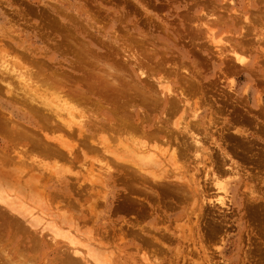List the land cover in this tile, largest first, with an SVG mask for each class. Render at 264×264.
Wrapping results in <instances>:
<instances>
[{
    "label": "rangeland",
    "instance_id": "1",
    "mask_svg": "<svg viewBox=\"0 0 264 264\" xmlns=\"http://www.w3.org/2000/svg\"><path fill=\"white\" fill-rule=\"evenodd\" d=\"M73 21L74 22L76 21L78 25L73 23ZM51 22H52V26H50ZM57 26L58 27L60 26V27L58 28ZM67 27H68V31H69V28L71 32L75 31L73 33L77 36L76 38L79 39L78 41H80V38L82 37L81 39H83V41L81 42L86 43V44L89 43V45H91L93 49L96 50L99 54L107 55V54H110L111 52L119 51L121 52L120 54L123 55L122 50L126 49V47H129L131 44L133 47L135 46V49L139 50V52L141 50L148 52V54L151 56V57L148 56L149 59L151 60V58L153 57V60H151V62L153 61L154 65H155L154 63L155 61L156 63L158 61H161L160 63L161 64L163 63V68L165 69L167 75H171L169 73L170 72L172 73L174 69H177V72H178V68H179L178 66L182 64L184 68L186 66L190 70L191 75L193 74L195 76L197 75L196 78H197V81H199V84L201 85L200 87H202V89L204 90L206 89L205 91L200 89L201 94H199V96L195 98V99L197 98L199 99V102L201 105V106L199 105L200 107L205 106L204 108H201L203 111L202 112L203 117L205 119V121L203 120L204 127L208 129V131L212 130L213 127L215 128V129L213 128L212 132L210 131L209 133L207 131V133L212 134V136L210 135V138H214V139L216 138L218 142L219 140L222 141V142H219V144L221 143L223 144V141H225V139L228 140V141L226 140L223 145L221 144V148H218V149L215 145H212V142H209L211 141L209 140V138L208 140L206 139V142H205L207 148L209 147L212 149V150L211 149L209 150L210 152L213 151V149H215L214 151L216 153L213 151L211 152V154L214 155L212 156H213L214 161L216 160V164L219 162V160H223L222 163L221 161L218 163L216 168H218V166L220 165L222 173L224 172L223 171L224 169L226 171L227 169H229L228 170L229 175L226 173V171H225L226 174L223 173L226 175L225 176L226 188L228 189L227 190L228 195L226 196V200H225V202L227 203L225 205H221V203L217 201L219 198L225 197V195L223 191H220L215 186V183H213V179L211 183L208 182L210 181L209 179L208 181L205 182V180H207L205 179L207 178L205 176V174L207 173V170L212 169L209 161H206L207 163L205 164V166H207V170H206L203 167V165L201 166V164H198L193 158H191L192 162L189 161L190 165L189 163L187 165L185 164L188 170L187 178L190 180V176L191 175L194 176L196 174L194 176L195 178L193 177L195 180L194 181L195 185L196 183L197 184L199 183L198 186L201 187V190H202L201 191L200 188H199L200 192L196 190L197 192L196 199L195 198L193 199L191 196L192 200L188 199V202H187L188 204H186V200L183 202L184 204L183 203L178 204L175 201L172 202L171 200L169 201L167 199L165 201L157 200V204H156V202H154V198L157 197L155 193L157 192L156 194H159L158 193L159 191H156L155 188L154 189L150 188L152 186H146L142 190L145 189L146 191L148 190L151 191V193L148 192L147 194V192L146 193L143 192L140 189V187H138L137 190H140L141 192H143L141 193L142 199H143L141 201V204H138L135 202L139 194L138 196H136V198L135 196L134 198H132L133 196L132 197L129 196V197L131 199H136V200H131V201L136 203L135 205L137 204L140 205V207H137V208L145 207L146 211L145 209L144 210L142 209V214L144 212L145 215H142V216H146V217H142L141 215H139V213L136 212L138 210L136 207H135V211L133 212V215L130 213L131 210L128 212V214H126L127 210L126 212L123 211V213L125 212L124 213L125 215L122 212H119V214H116L114 212L117 210L114 211V208L117 207V205L121 203V201H119L120 200L119 196L122 195L121 192L123 193L122 187L121 186L114 187L113 186L114 183H112L113 181L111 179L110 174L108 175L105 172L101 174L103 172L102 170H98L97 172L100 174V179L103 181V183H100L98 185L96 183V180H92L94 181L92 182L91 179L97 178L99 174H96L97 172L93 170V172L91 173L93 175V173L95 172L94 174L95 178H92L90 171L92 170V167L94 165H95V168L93 167V169L97 170L98 168H100L101 164L99 163V160H101L102 158L98 156L100 155L99 152L89 153L87 150H83L82 151L83 156L79 154L80 157L82 158L81 159L79 157L80 162H78V160H75V162L73 163H68L59 158H46L44 156L36 155L38 157V160L42 159V161H45V163L50 164L49 166L51 167L50 171L48 169L44 170V167H42L43 169L38 168L39 166H35L34 163H33L34 165L31 163L32 165L30 164L31 166L29 165L28 167L30 168L36 167L38 170L36 168L34 169L31 168V171H30L28 170L27 165L26 166L23 165L24 166L23 168V166L21 165L23 164L22 162L20 163L21 166L19 164L15 166L14 168H16L17 172L10 171L12 175L9 176V180L12 182V179L15 176L12 182L13 184H15V182L19 179V174H21L20 176L21 179L18 180L19 183L21 182V184H19L17 181L15 184L16 185L15 189L19 192L23 190L25 191V193L27 192L26 195L24 194L22 195L24 199H29V201L31 197L33 196L31 203L25 202L27 204L25 208H27L28 205L30 204L35 206L34 208L36 209L37 208L41 209V206H42V210H44L49 215L50 214L52 215V213L53 214L57 213L58 211L60 212H63L64 210L67 212L71 211L74 214V217L79 220L77 221L81 225V226L79 225L80 228H82L83 226L85 227V225L89 223L88 225L90 226L87 225V228L89 229L92 228L94 236L97 235L96 237L98 239L100 238L98 241L99 243L100 241L102 243V244L100 243V247L102 245L103 247H106L107 244L109 243L108 246L113 248L115 251V247H119L121 245L120 247H125L126 250L131 253L133 251L137 252L136 249L139 248L141 252H139V255H136L135 260L132 259L133 263L135 264H140V263L142 264V258H141L142 254L145 252V254L147 253V255L149 256L153 254L151 251L154 249L151 246L150 247L152 249L149 248L150 250H148V248L143 247L144 244L141 241H138L140 239L138 238H137L138 240L136 239L137 237L135 235L136 233L134 234L135 235L134 236L133 232L137 230L138 232H140L139 234H141V232H147L151 235H155V234H152V232L156 231L155 233H157V232L162 231L165 233L167 227L168 228L170 227V230L173 231V233L175 232V237L173 236L172 238L173 240L171 239L169 241V239H163L159 237V235L161 234L160 233L157 236V238L158 237L161 238L162 241L161 239H159V241H157L156 244H154L155 242L153 241L154 242L153 244L155 246L157 245L156 246L157 253L156 255H154L158 259L156 261L157 264L159 263L160 264L161 263L162 264H172V263L174 264H240L241 262L242 264H257V263L264 264L263 263L264 262L263 260L264 258L263 257L264 256V229H263L264 228L263 227L264 217H262L264 216V205H263L264 204V168H263L264 167V164H263L264 163L263 161L264 152L263 153L261 152L264 150V0H0V66L5 64V66L8 65V69L11 67H14V68H17L16 70L20 69V66H21L25 68L28 72H32L34 70L32 73L39 71V68L41 69L40 72L43 73L45 72L44 70H47L45 68H48V73L47 72H46L47 74L43 73L45 76L46 75L48 76V74L51 71L56 70V69L62 71L61 69L64 68L66 69V70L63 69V72L65 73V71L68 70L69 64L73 60L70 54V50L69 52H67L68 50L66 51L68 47L67 46H66L67 48L64 47V50H63V46L68 44L67 41L70 40L69 38L74 37L72 36L73 34H71V36L68 39L66 38L67 40L64 38L70 35L68 31H67L68 34L64 32ZM53 29L54 30L56 29L55 30L56 32ZM206 29L208 30V32L210 31L209 33L207 32L208 34L205 32ZM88 34H91V35H88ZM211 34L213 35L215 41L211 38L212 36ZM128 39L132 40V42H133V39L136 41L138 40L137 43H140V44L130 43L131 41L129 42L130 43L129 44ZM62 40H64V42H62ZM219 40H223L224 42L220 44L217 42ZM124 42L126 43L125 44L126 46L124 45ZM57 44H60L61 47H59L60 45L54 46ZM110 47L112 49H110ZM123 47L124 49H122ZM70 48L71 47L69 45V49ZM219 48L222 50H220ZM232 48L237 53V56H240L241 58H243V61H245L244 63H241V61L238 62L235 60L236 55L232 53L234 52ZM106 50H109L108 53ZM64 51H66L65 54H64ZM220 51H223V52H220ZM67 53L70 55H68ZM222 53L224 54L223 58H221L222 56H220V54L222 55ZM51 57L54 59L52 63L50 61L52 59ZM32 58L33 60H31ZM69 59L71 60L69 61ZM38 61L40 63H38ZM55 62L58 64H56ZM42 63H44V65L46 66L45 67L43 65L44 66L43 70L41 68ZM61 63L66 64L67 66ZM39 64L41 65V67H39L40 66ZM51 64L56 69L54 67L52 69ZM133 64L131 63V67L135 66ZM182 66H180L181 70L183 69ZM66 73H68V71ZM5 74L3 75V77L0 76V78L2 77L1 78L2 82L0 81V86H1L0 88L2 89V91L0 89L1 91L0 92V113L1 114L6 113L5 115L7 116L9 114V116L11 115L13 118L20 121L21 124L27 125L24 122V119L27 121L26 117H31L32 114L31 112L28 111L27 106H25V104H23L22 102L25 101L26 103V101L28 100V98H30V96L29 94L26 93L28 98L27 97L20 98V96L22 97V93L20 91L22 85H21V81L18 79V76L16 75V73H13L12 71H10V73L7 72ZM0 75H1V72H0ZM167 75L165 74L163 76L168 77L167 79H172L174 81H178L179 79L178 77L180 76H185V74L181 72L180 70L178 72L177 77H175L174 75L169 77ZM186 77H188V75H186ZM199 79L202 82H200ZM32 80H31L32 82L31 85H28V86L31 87L32 90H35V84L38 82V79L34 77L32 78ZM202 91H204L205 93ZM206 92L208 96L206 95ZM205 95L207 96V98L205 97ZM202 103L205 105L203 106ZM209 105H210V108H209ZM234 107L237 109L238 113H236V109H233ZM246 107L249 108V111H248V108ZM217 108L219 109L218 111H221V112H218ZM242 109H243V112H242ZM34 118H32V123L34 124L33 126L38 125L37 126L38 128L35 129V127L33 128L31 125H27V128L30 127V129H34L36 131L40 129L39 130L40 133L38 132V134L43 135V132L41 130H43L44 127H42L40 124L41 122H38L37 120L34 123L33 121ZM210 118L214 120L215 122L214 124L211 123L213 121H210L209 120ZM255 119L257 121H254ZM234 121L237 123V125ZM248 121L251 123H249ZM223 126L226 128V130ZM239 127H242V129ZM238 129H241V130H238ZM230 131L233 134H231ZM200 132H202L201 135L205 136L204 129L202 131L200 130ZM217 132L220 135L223 134L224 137L226 138L224 139L223 135L221 137L218 136ZM49 135L51 136V134ZM227 135L229 139L227 138ZM218 137H220L221 139ZM238 137H240L241 139H239ZM237 138L239 139L238 141H237ZM230 139H231V143H229ZM250 139H251V142H250ZM252 140H254V143ZM203 141H205V138ZM239 141L241 144L239 143ZM251 143L254 146L253 148L250 146L252 145ZM0 144H3V142H0ZM74 144L76 145V142ZM78 146H80L79 143H78ZM22 147L23 146H21V148ZM24 147L26 148L25 145ZM21 148L18 149L19 152H21L20 151ZM25 148H22V151L25 150ZM79 148H81V146L78 147V151L80 150L79 152H81L82 148L81 149ZM230 148L233 150H231ZM238 149H241V150L238 151ZM27 150L28 148H26V151ZM29 150H30V147H29ZM243 150L245 152L247 151L246 156ZM78 151H77V155H78ZM209 151H206L207 154ZM241 152H242V155H241ZM27 153L28 152L24 154L26 155ZM235 153H238V155ZM86 154H87L88 159L85 158ZM221 154L223 156L227 155L226 157L224 156L226 159ZM45 158L47 160H45ZM92 163H93V166L91 167ZM222 164L223 165L227 164L228 166L225 165L224 166L225 168H223ZM188 166L190 167L188 168ZM25 167L27 170L25 169ZM232 168L234 169L236 173L235 172L233 173ZM181 171L185 173V169ZM215 171L218 172L217 169ZM210 173L211 172H209V174ZM222 173L221 174L217 173V174L222 175ZM87 174L89 176H87ZM211 176H212V173L210 174V176H208V178L210 177L211 179ZM202 178L205 180H203ZM15 179L16 181H14ZM191 180H192V177H191ZM223 180H224V177H223ZM98 181L102 182L100 180ZM202 181L204 184L202 183ZM92 184L95 187H92ZM119 187L120 189H118ZM202 187L205 191L202 189ZM147 188L149 189L147 190ZM194 188L196 189L197 186H194L193 189ZM205 188H207L208 190ZM152 191H154L153 195H152ZM44 194H47V197ZM55 194L57 195L58 198L56 197ZM143 194H146L147 195L146 197H148L149 199L147 198L148 200H145L146 198H145V195L143 196ZM43 195L45 197L44 198L45 201L43 199ZM247 195H249L250 197ZM204 196H205V199L203 198L202 200V197ZM91 197L92 199H94L93 202L91 201L92 200ZM140 197L141 196H139L138 199ZM247 198L249 200H247ZM95 199L97 200L99 199V201ZM140 200L141 199H139L138 201ZM194 200L197 202H195ZM69 201H71L72 203ZM159 201L161 202V204ZM248 201L253 205L251 204L248 205L249 204ZM142 202L145 203V206L142 205ZM194 202L196 203V205L194 204ZM75 204L77 208L79 207V209L75 207ZM64 205H66V207H64ZM68 205L73 206L74 208L72 207L73 209L71 210L69 209L70 206ZM175 205H177L179 209ZM255 205H258V209L260 207L261 208L259 210L255 208L257 211L254 208H251V206L253 207ZM260 205H263V206H260ZM156 206L158 207V209ZM89 208L92 210H90ZM168 208H170L169 210L171 211H169ZM174 208H176L177 210H174ZM249 209L252 210L251 212H254V211L255 212L251 213L249 212L250 211ZM75 210H77V215L80 213L78 215L79 217L75 214ZM93 210L95 212H93L92 214L91 212ZM159 210L160 211L162 210L161 211L162 214L160 213ZM185 211L187 212L186 214L191 213L190 217H188L189 215H185ZM248 212L252 216L249 215ZM260 212H263V214L261 213L262 216L259 214ZM146 213L148 214V216L146 215ZM129 214H131V216ZM254 214H258V215L254 216ZM49 215H45V216H47L50 220L57 219L56 217H53V216L49 217ZM88 216H92V217H88ZM132 216L135 218L133 219ZM167 216H170V221L174 223L170 221H166ZM183 216H185V218ZM130 217L131 219H129ZM157 217H159L158 221L161 220V222L156 223ZM249 217L252 219H250ZM90 218L93 220L91 221ZM138 218H140L141 220ZM188 218H190L189 219L190 221L187 220ZM135 219L137 223L135 222ZM126 220L130 222V223L129 222L126 223L127 227L124 225L125 222L122 223V221H126ZM258 221H260L262 224L260 222L259 223L261 225L258 224ZM162 222H164L166 225ZM131 223H134L132 224L133 226L136 225L134 226L135 230H133L132 225H130L131 227L128 225ZM139 223L141 224L140 227H139ZM159 224H161V226ZM254 224L256 226H254ZM123 225L126 228H128V229L125 228L126 231L124 232H123L124 230ZM180 225L181 227L185 228L183 229L184 231L186 230L185 232L183 231V235L185 233H186L185 235H187V236L184 235L185 239L180 234L181 233ZM210 225L213 227H215L216 225L217 227L213 229ZM258 225L262 226L260 229L262 232L259 231L260 226ZM141 226L145 227L146 230H148L151 227V229L149 230L150 231L153 230V231L152 232L145 231L144 228H142ZM178 226L180 230L177 229ZM218 226L220 227L218 228ZM107 227H109V229ZM110 227L112 231L110 230ZM85 228H82V230L84 229L85 231L87 229ZM129 228H132V231H129ZM138 228L141 231H139ZM210 229L213 231H211ZM214 230L216 232H214ZM84 231L82 232V234L86 233ZM38 232H40V230H33V234L35 236L32 234L34 238H31L30 236V240L31 241H35L36 239L42 240V241L44 240L43 242L46 243L47 248H48V250L46 249V251L49 254L42 255L41 252H37L35 254L33 252H32L33 254L29 253V254H32L31 257H33V259L37 258L36 260H34L35 264L61 263L62 260H60V258L64 259V254H63L64 252L59 253L58 251L64 250L65 253H68L69 255V251L71 249H70V245L68 244V241L62 238L58 239V241L59 242L61 241L60 243L63 244L64 249L63 248L61 249L62 244L58 245L57 243H55L57 239L54 241H51L52 235L48 233V231H45L44 233H42L43 235L42 234L40 235ZM102 233H104L105 236ZM122 233L123 234L125 233L126 236L125 234L123 235ZM258 233L259 234L261 233V234L259 235ZM45 234L48 236H46ZM142 234L144 235V237L146 236L144 233ZM44 235L46 237H44ZM130 236H132L133 238ZM1 237H3V240ZM4 237L5 235L3 236L0 235L1 243L4 242V240L8 241V239H5ZM106 237L108 239L112 238L113 240H108ZM22 238H17L18 239L17 241L25 242L26 239L23 238L25 239L23 241ZM145 238L147 239V236ZM167 240L168 242L166 243ZM104 241L106 242V244ZM171 241H173L174 244ZM26 242H29V240ZM93 243L94 242H92V244ZM99 243L97 244L99 245ZM169 243L170 244L172 243L173 245L172 244L169 245ZM114 244L115 246L113 247ZM24 247L25 245L21 246L22 250L23 249L25 250V248L28 246H26L25 248ZM54 249L56 250V252ZM128 249H130L131 251ZM163 249L164 251L167 250L166 251L167 254L163 253L164 252ZM258 249H260V251H258ZM160 250H162L161 255L159 254ZM136 252L133 254H136ZM70 253L72 254V250L70 251ZM178 253L181 256L179 257V261H176L175 254H178ZM34 255L36 257H34ZM55 255H57L58 257L60 256V257L58 258ZM248 256L249 257L251 256V257L249 258ZM151 257L154 263L155 259L153 258L152 255L149 256V258ZM185 258L187 261L185 260ZM258 258L259 259L261 258V259L257 260ZM77 259L80 260V258L78 257ZM182 259H183V262H182ZM123 264H125V262Z\"/></svg>",
    "mask_w": 264,
    "mask_h": 264
},
{
    "label": "bare ground",
    "instance_id": "2",
    "mask_svg": "<svg viewBox=\"0 0 264 264\" xmlns=\"http://www.w3.org/2000/svg\"><path fill=\"white\" fill-rule=\"evenodd\" d=\"M73 23L77 24L76 21L75 22L73 21ZM50 26H52V22H51ZM206 30H205V32L207 33L208 30L207 31ZM67 31H68V27L66 28V30L64 32L66 34H68ZM59 32H60V30H59ZM68 32L70 35L67 37H64L65 39L66 38L68 39L71 36V34H73L72 36H74V37L69 38L70 40L67 41L68 42L67 45L63 46V50H64V47L65 48L68 47L66 49V51L68 50L67 52H69V50H70V54H71L72 59H73L68 66V70H67L68 73H66L67 71H65V73L63 72L64 68L61 69L59 67L62 70V71H60V70L56 69L52 64H51L52 69L54 67L56 70L51 71L48 74V76L47 75L45 76L43 74V73H45V74L48 73V68H45L47 70H44L45 72H43V73L40 72L41 71L40 68H39V71L32 73L34 70L33 71L30 70L32 72H28L25 68H23L21 66H20V69H18V70H16L17 68H14V67H11L8 69V65L5 66V64L0 66V72H1L0 76L3 77V75L5 73H7V72L10 73V71H12L13 73H16V75L18 76V79L21 81V85H22L21 90H20L22 93V97L20 96V98H26L27 97L26 93L29 94V96H30V98L27 97L28 100L26 101V103H25V101H23V102L21 101L23 104H25V106H27L28 111L31 112V114H32L31 117H26L27 121L24 119V122L27 125H31L33 128L35 127V129H37L38 125L33 126L34 124L32 123V118L35 117L33 119L34 123L37 120L38 122H41L40 123L41 126L44 127V129L41 130L43 132V135H41V134H38L40 129L36 131L34 129H30V127L27 128V125L21 124L20 121L16 120L11 115L9 116L8 113H7L8 116L5 115L6 113L5 114L0 113V142H3V144H0V235L1 236L5 235L4 238L8 239V241L4 240V242H2V243L0 240V264H35L34 260H36L37 258L33 259V257H31V255L33 253L35 254L37 252H41L42 255L49 254L46 251V249L48 250V248H47L46 243L43 242L44 240L43 241L37 240V239L35 241L30 240V236H31V238H34L32 236L33 230H40V232H38L40 235L42 233H44L45 231H48V233H50L52 235V240L51 239L50 240L54 241L57 239V241H55V243H57L58 245L62 244V243H60L61 241L60 242L58 241V239L62 238V239H66L68 241V244L70 245V249L72 250V254L70 253V251H71L70 249H69L70 250L69 255H68V253H65L64 250L63 251L59 250L58 251L59 253L64 252L63 253L64 259L60 258V260H62V262L57 263V264H123L124 262H125V264L126 263L127 264H135V263H133L132 259L135 260L136 255H139V252H141L138 248V249H136L137 252L135 251L136 254H133V253H135L134 251L132 253L128 252L125 247H120L121 245L119 247H115V251H114L113 248L108 246L109 243L107 244L108 247L106 245H105L106 247H103V245L100 247L101 241H100V243L98 242L100 238L98 239L96 237L97 236L96 234H95L96 236H94L92 228H90V229L87 228V225L89 223L87 225H85L86 223L84 224L88 230L84 226L82 228H85L86 230L85 231H84V229L82 230V228L79 227V225H80V223H78L79 220L74 217V214L71 211H69L70 213L65 211V210L63 212L58 211L57 213H54L55 215L53 213H52V215L51 214L49 215L44 210H42V206H41V209L37 208L38 210L36 208H34L35 206H33L31 204L28 205L27 208H25L27 206V204L25 202L31 203L33 196L31 197L30 201H29V199H24L22 194L26 195L27 192L25 193L24 190L19 192L15 189V186H16L15 184L19 179H21V177H20L21 174H19V179L17 181H16V179L14 180L16 182H15V184H13L12 182H13V179L15 178V176L11 182L9 180V176L12 175L10 173V171L17 172L16 168H14V167L17 166L18 164L20 165L21 162L23 163V164H21L22 166L27 165V167H28L31 163L32 164L34 163L35 166H39L38 168L43 169L42 167H44V170L48 169L50 171V168H51V167H49L50 164L45 163V161H42V159L38 160L37 156H44L46 158H59V159H62L68 163H73V162H75V160H78V162H80L79 157H80V155L83 156V154H82L83 150H87L89 153L99 152L100 155H98V156H100L102 158L101 160H99V163L101 164L100 168H98V166H99L98 165L97 170L93 169V167L95 168V165L93 166V163H92L91 167L92 166L93 167H92V170L90 168V170H91L90 173L93 172V170L95 172H97L98 170H102L103 172L102 173L100 172L101 174H103L104 172L108 175L110 174L111 179L113 181L112 183H114V185H113L114 187L115 186H117V187L121 186L122 187V191L124 194L121 192L122 195H120L121 197L119 196V199H120L119 201H121V203L119 205H117V207L114 208V211L115 210H117V211H115V212L113 211L116 214H119V212L123 213V211L126 212V210H127L126 214H128V212L131 210L130 213L133 215V212L135 211V207L136 208L140 207V205H138V204H141V201L143 200L141 193H143V192H145V193L147 192V194H148V192L151 193V191L148 190L149 188H147L148 191H146L145 189L142 190L146 186H152L150 188H153V189L155 188L156 191H159L158 192L159 194H156L157 192L155 193V195L157 197L154 198V202H156V204H157V200L165 201L166 199L169 201L171 200L172 202L175 201L178 204H181L186 200V204H188L187 203L188 199L189 200H192V198L196 199V196H197L196 190L198 192H200L199 188L201 190V187L198 186L199 183L198 184L196 183V185H195V182H194L195 177L194 176L196 174L194 176H192L190 173V175H191L190 180L187 178L188 170L186 168L187 167L186 165L189 163V161H191V158H193L198 164H201V166L203 165V167L206 170H207V166H205V164H207L206 161H209L212 169L207 170V173L205 174V176L207 177L205 179H207V180H205L203 178L202 179L205 180V182L208 181V179H209L210 181H208V182H210V183L212 182V179H213V183H215V186L220 191H223V193L225 195V197H221L217 201H219L221 203V205H225L227 203V202H225V200H226V196L228 195V191H227L228 189L226 188V180H225L226 175L225 174L226 173L228 174L229 169L226 168L227 171L224 169L223 173H225V171H226V173L223 174L221 172V166L220 165H219L220 167L218 166V168H216L218 163L220 161L222 163L223 160H219V162L216 164V160L214 161V159H213L214 155L211 154V152H213L215 149H213V151L210 152L209 150L211 148H209V147L207 148V146L205 144L206 139L208 140V138H209V140H211L209 142H212V145H215L218 149V148H221L222 143L219 144V142H222V141L219 140V142H218L216 140V138L215 139L210 138V135L212 136V134H208L207 133L208 129H206L204 127L203 120L205 121V119L203 117V113H202L203 111L201 108H204L205 104L202 103V105L204 107H200L201 105H200L199 99L198 98L195 99L196 97L199 96V94H201L200 89H202V87H200L201 85L199 84V81H197V78H196L197 75L196 76L194 74L191 75L190 70L186 66L184 68L182 66L183 65L182 64L180 66H182L183 69L181 70L180 66H178L179 67L178 72L180 70L181 72H183L185 74V76L178 77L179 78L178 81H174L172 79H167L168 77L163 76L165 74L167 75V73H166L165 69L163 68V63L162 64L160 63L161 61H158L157 63L155 61L154 62L155 65H154L153 61L151 62V60H153V57L150 60L148 57V56H150L148 54V52L142 51V50L139 52V50L135 49V46L133 47L130 44V43H137L138 40L136 41L133 39V42H132V40L128 39V43L131 41L129 43L130 46L128 45L129 47H126V49H124V47L122 48V49H124V50H122L123 55H121L120 54L121 52H119V51H115V52H111V53L109 52L110 54L102 55V54H99L96 50H94L93 47L91 45H89L88 42H87L88 44L81 42V41H83V39H81L82 37L80 38V41H78L79 39L76 38L77 36L73 33L75 31L71 32L70 28H69ZM88 35H91V34H88ZM211 38L215 41L213 35L211 36ZM64 40H62V42H64ZM99 40H101V39H99ZM217 42L221 44L224 41L219 40ZM64 44H66V43H64ZM125 44L126 43L124 42V45ZM137 44H140V43H137ZM143 44H145V43H143ZM244 44H246V43H244ZM58 45H60V44H57L54 46H58ZM69 45L71 47L70 49H69ZM107 45H108V43H107ZM134 45H136V44H134ZM54 46H52V47H54ZM238 46H239V44H238ZM59 47H61V45ZM111 47H110V49L113 48V47L112 48ZM54 48H56V47H54ZM127 48H129V49H127ZM220 50H222V49H220ZM66 51H64V54L66 53ZM106 51L108 53L109 50H106ZM233 51H234V49H233ZM220 52H223V51H220ZM232 53L236 55V57H235L236 61L239 62V61L243 60V58H241L240 56H237V53L235 51ZM70 54H68V55H70ZM220 56H222L221 58H223L224 54L222 53V55L220 54ZM31 60H33V58ZM35 60H37V59H35ZM70 60L71 59H69V61ZM50 61L52 63L54 61V59L52 58ZM38 63H40V62L38 61ZM55 63H53V64H55ZM131 63L132 64L134 63L133 65H135V66L131 67ZM56 64H58V63H56ZM61 64H63V63H61ZM41 65H42V67H41ZM41 65L39 67H41L43 70V67L45 65H44V63H42ZM59 65H60V63H59ZM63 65H66V64H63ZM170 68H172V67H170ZM64 70H66V69H64ZM174 70H173L174 74H173V72L172 73L170 72L169 74H171V75H167V76L170 77V76L174 75L175 77H177V75H178L177 69H174ZM186 75H188V77H186ZM34 77L38 79V82L35 84V90H32L31 87H29L28 85H31V83H32L31 80ZM1 78H0V81H1ZM200 82H202V81L200 80ZM202 90H204V89H202ZM1 91H2V89H1ZM204 91H202V92H204ZM206 95L208 96L207 92H206ZM206 95H205V97L207 98ZM209 108H210V105H209ZM246 108H248V107H246ZM222 109H224V108H222ZM233 109H236V108L234 107ZM218 110L219 109L217 108V111ZM248 111H249V108H248ZM218 112H221V111H218ZM242 112H243V109H242ZM225 113H226V111H225ZM236 113H238L237 109H236ZM215 115H216V113H215ZM237 118H238V116H237ZM209 120L213 121V122H211L212 124L215 123L213 119L210 118ZM254 121H257V120L255 119ZM249 123H251V122H249ZM236 125H237V123H236ZM207 126H208V124H207ZM242 127H239V128L242 129ZM247 127H249V126H247ZM202 128L204 129L205 136L201 135L202 132H200V130L202 131L203 130ZM213 128H212V130H213ZM241 129H238V130H241ZM30 130H32L33 132ZM46 130H47V132H46ZM212 130H209L208 132L210 133V131L212 132ZM225 130H226V128H225ZM253 130H255V129H253ZM217 133H216V135H217ZM49 134H51V136ZM231 134H233V133L231 132ZM222 135H220L218 133V136L221 137ZM220 137H218V138H220ZM223 137H224V135H223ZM204 138H205V141H203ZM225 138L226 137H224V139ZM227 138H228V135H227ZM232 138H234V137H232ZM238 138L241 139L240 137H238ZM238 138H237V141L239 140ZM189 140H191V141H189ZM226 140L227 139H225V141ZM225 141H223V144ZM229 141H230L229 143H231V139ZM244 141H246V140H244ZM252 141L254 143V140H252ZM75 142H76L77 146L74 144ZM250 142H251V139H250ZM78 143L82 148V149L79 148V149H81V152H79L80 150L78 151V147H80V146H78ZM239 143H240V141H239ZM232 144H233V142H232ZM24 145L26 146V148H28L27 151H26V148L24 147ZM21 146H23L22 148H25V150L22 151ZM250 146L252 148L254 147L253 144ZM258 146H259V144H258ZM29 147H30V150H29ZM19 148H21V150H20L21 152H19V150H18ZM76 149L78 151V155H77ZM241 149H238V151ZM231 150H233V149H231ZM25 151L28 152L26 155L24 154V153H26ZM206 151H209L208 154ZM22 152H24V153H22ZM88 152H86V153H88ZM246 152H245V156H246ZM261 152L263 153L264 150ZM29 153H31V154H29ZM84 154H85V152H84ZM218 154H220V153H218ZM235 154L238 155V153H235ZM253 154H254V152H253ZM257 154H256V156H257ZM241 155H242V152H241ZM247 155H248V153H247ZM224 156L226 157L227 155H224ZM46 158H45V160H47ZM85 158L88 159L87 154L85 155ZM263 159H264V156H263ZM252 160H253V158H252ZM203 162H204V164H203ZM42 163H43V165H42ZM189 165H190V163H189ZM225 165L228 166L227 164H225ZM225 165H223V168H225L224 167ZM189 167L190 166H188V168ZM23 168H24V166H23ZM31 168L28 167V170L31 171ZM34 168H36V167H34ZM34 168H32V169H34ZM25 169H26V167H25ZM183 169H185V173L181 171ZM216 169L218 170V172L215 171ZM84 170H85V168H84ZM255 170H257V169H255ZM208 171L212 173L211 179H210V177L208 178V176H210V174H211V173L209 174ZM95 172L93 173V175L91 173L92 178H95V176H94ZM189 172H190V170H189ZM234 172L235 171L233 169V173ZM217 173H220V174L222 173V175H219ZM229 173H230V171H229ZM28 174H29V172H28ZM88 174H89V172H88ZM88 174H87V176H89ZM96 174H99V173L97 172ZM232 174H230V175H232ZM244 174H245V172H244ZM255 175H256V173H255ZM188 176H189V174H188ZM197 176H199V175H197ZM191 177H192V180H191ZM223 177H224V180H223ZM97 178H99V179H97ZM97 178H95V179L90 178V179H91V181L96 180V183L98 185L100 183H103V181L100 179V174L98 175ZM98 180H100L102 182H99ZM257 180H259V179H257ZM8 181H10L11 183ZM198 181H200V180H198ZM92 182H94V181H92ZM18 183H19V181H18ZM89 183H91V182H89ZM202 183H203V181H202ZM19 184H21V182ZM205 184H207V183H205ZM101 186H102V184H101ZM194 186H197V188L193 189ZM241 186H243V185H241ZM92 187H95V186L92 184ZM138 187H140V189L143 192H141L140 190H137ZM207 187H209V186H207ZM38 188H39V186H38ZM118 189H120V187ZM202 189H203V187H202ZM205 189H207V188H205ZM204 191H203V193H204ZM38 192H40V191H38ZM153 192L154 191H152V195L154 194ZM203 193H202V195H203ZM138 194H139V196H141L139 198V199H141L140 201H138L139 200ZM44 195H46V197H47V194H44ZM44 195H43V199L45 198ZM144 195L146 198L145 200H148L149 198L146 197L147 195L143 194V196ZM152 195H151V197H152ZM129 196H131V197L133 196L132 198H134V196H135V198H136V196H138V197L136 198L137 199L136 200V199H131ZM191 196H192V198H191ZM200 196H201V194H200ZM247 196H249V195H247ZM56 197H57V195H56ZM92 197H91V199H92ZM198 197H199V195H198ZM57 198H55V199H57ZM203 198L205 199V196L202 197V200H203ZM155 199H156V201H155ZM93 200L94 199H92L91 201L93 202ZM95 200H97V199H95ZM116 200H117V198H116ZM131 200H136L135 202L138 203L137 204L138 206L135 205L136 203H134ZM247 200H249V199L247 198ZM44 201H45V199H44ZM97 201H99V199ZM69 202H71V201H69ZM191 202H193V201H191ZM195 202H197V201H195ZM195 202H194V204L196 205ZM208 203H209V201H208ZM67 204H69V203H67ZM160 204H161V202H160ZM205 204H207V203H205ZM245 204H247V203H245ZM245 204H244V206H245ZM250 204L251 203L249 202L248 205H250ZM66 205H64V207H66ZM142 205L145 206V203L142 202ZM251 205H253V204H251ZM258 205H255L257 207L251 206V208L258 209ZM263 205H260V206H263ZM68 206H70V205H68ZM175 206L177 207V205H175ZM72 207L73 206H70L69 209L72 210L74 208V207L73 208ZM75 207L77 208L76 204H75ZM91 208H92V206H91ZM152 208H153V206H152ZM165 208H166V206H165ZM170 208H168V210ZM248 208H247V210H248ZM77 209H79V207ZM137 209L138 210L136 212L139 213V215H141V216L145 215L144 212L142 214V209L144 210L145 207L144 208H137ZM157 209H158V207H157ZM186 209H187V207H186ZM262 209H263V207H262ZM90 210H92V209H90ZM174 210H177V209L174 208ZM145 211H146V209H145ZM161 211H160V213H161ZM169 211H171V210H169ZM251 211L252 210H250L249 212H251ZM93 212H95V211L93 210L91 213L93 214ZM113 212H112V214H113ZM148 212H149V210H148ZM249 212H248V214L251 215ZM254 212H251V213H254ZM186 213L187 212L185 211V215H189L188 217H190L191 213L190 214H186ZM261 213L263 214V212H260L259 214L261 215ZM75 214L77 215V210H75ZM131 214H129V215L131 216ZM45 215H49V217L53 216V217H56L57 219L50 220ZM146 215L148 216L147 213H146ZM153 215H151V216H153ZM257 215L258 214H254V216H257ZM88 217H92V216H88ZM142 217H146V216H142ZM183 217L185 218V216H183ZM262 217H264V216H262ZM132 218L134 219L135 217L132 216ZM158 218L159 217L156 218L157 219L156 223L161 222V220L158 221L159 220ZM129 219H131V217ZM138 219H140V218H138ZM166 219H165L166 221H170V216H167ZM189 219L190 218H188L187 220H189ZM250 219H252V218H250ZM92 220L93 219H91V221ZM178 220H180V219H178ZM123 222H125L124 225L127 227L126 223L129 221L126 220V221H122V223ZM135 222L137 223L136 219H135ZM138 222H139V220H138ZM153 222H155V221H153ZM164 222H162V223H164ZM170 222H172V221H170ZM259 222L260 221H258V224L261 223V222L260 223ZM134 223H131L128 225L130 226ZM172 223H174V222H172ZM25 224H27V225H25ZM171 224H170V226H171ZM136 225H134V226H136ZM140 225L141 224L139 223V227H140ZM159 225L161 226V224H159ZM159 225H158V227H159ZM260 225H258V226H260ZM88 226H90V225H88ZM125 226H124V230L122 229L123 232L126 231ZM134 226L132 227L133 230H135ZM142 226H143V224H142ZM156 226H155V228H156ZM210 226H209V228H210ZM254 226H256V225L254 224ZM180 227H181V225H180ZM211 227L214 229L217 226L215 225V227H213V226H211ZM219 227L220 226H218V228ZM261 227L262 226L259 227V231H261L260 230ZM107 228L109 229V227H107ZM132 228H129V231H132ZM142 228H144V230L148 231V232L153 231V230H151V231L149 230V229H151V227L150 228L148 227L149 228L148 230H146L145 227H142ZM171 228H172V226H171ZM126 229H128V228H126ZM136 229H137V227H136ZM173 229H175V228H173ZM177 229H179V226L177 227ZM183 229H185V228L181 227V230L180 229L179 230L181 232L180 234L185 239V236H187V235H185L186 233L184 234L185 236L183 235V231H184ZM81 230H82V232L84 231L86 233L82 234ZM89 230H91V231H89ZM110 230H111V227H110ZM110 230H108V231H110ZM138 230H139V228H138ZM118 231H117V233H118ZM139 231H141V230H139ZM211 231H213V230H211ZM137 232L138 231L135 230L133 232V235L136 233L135 234L137 236L136 239L137 238L140 239V240H138V239L137 240L141 241L144 244V246L143 245L142 246L145 248H148V250H150L149 248H151V247H153V249H154L151 251L153 254L150 253L153 256V258L155 259L154 263H153L152 257L149 258V256H151V255L148 256L147 253L145 254V252L143 253V251H142L143 254H142V256L140 255L142 258V264H152V263L157 264L156 261L158 259L156 256H154L157 253V247H156L157 245L155 246L154 244H156V242L159 241V239H161V238L169 239V241H170L173 238V236L175 237V232L173 233V231L170 230V227L166 228L165 233L162 231L157 232V233H155L156 231L152 232V234H155V235H151L147 232H141V234H139L140 232H138V233ZM176 232H178V231H176ZM214 232H216V231L214 230ZM128 233H130V232H128ZM142 233H144L147 236V239L145 238L146 236L144 237V235ZM102 234L104 235V233H102ZM102 234H101V236H102ZM108 234H109V232H108ZM45 235H44V237L48 236V235H46V236ZM99 235H100V233H99ZM158 235L161 238H159V237L157 238ZM206 235H207V233H206ZM125 236H126V234H125ZM132 236H130V237H132ZM22 237L25 238L26 240L23 239ZM111 237H112V235H111ZM1 238L3 240V237H1ZM17 238H22L23 241L25 240V242H22V241L19 242V241H17L18 240ZM38 238H40V237H38ZM180 239H181V237H180ZM28 240H29V242H26ZM108 240H113V239L111 238ZM161 241H162V239H161ZM92 242H94L93 244H95V245H93ZM167 242H168V240L166 241V243ZM171 242L173 243V241H171ZM97 243H99V245ZM114 243H116V242H114ZM105 244H106V242H105ZM159 244H161V243H159ZM171 244L169 243V245H171ZM22 245H25V247L26 246H28V247H26V248L24 247L25 250L24 249L22 250V248H23V247L21 248ZM260 245H261V243H260ZM114 246H115V244L113 245V247ZM160 246H162V245H160ZM177 247H178V245H177ZM62 248H63V244L61 245V249ZM130 249H132V248H130ZM130 249H128V250H130ZM161 249H162V247H161ZM145 250H147V249H145ZM161 251L162 250H160V253H159L160 255H161ZM163 251H164V249H163ZM166 251H164L163 253H166ZM258 251H260V249H258ZM261 251H262V249H261ZM55 252H56V250H55ZM158 252H159V250H158ZM29 253H32V254H29ZM57 255H55V256H57ZM175 256H176V258H175L176 261H179V257L181 255L178 253V254H175ZM261 256H263V255H261ZM34 257H36V256L34 255ZM77 257L80 258L82 263L79 259H77ZM260 259L258 258L257 260H260ZM185 260H186V258H185ZM263 260H264V258H263ZM251 261H253V260H251ZM171 262H173V261H171ZM182 262H183V259H182ZM240 262H241V260H240ZM167 263H168V261H167ZM186 263H188V262H186ZM172 264H174V263H172ZM240 264H242V262Z\"/></svg>",
    "mask_w": 264,
    "mask_h": 264
},
{
    "label": "snow or ice",
    "instance_id": "3",
    "mask_svg": "<svg viewBox=\"0 0 264 264\" xmlns=\"http://www.w3.org/2000/svg\"><path fill=\"white\" fill-rule=\"evenodd\" d=\"M245 61L241 60V63H244Z\"/></svg>",
    "mask_w": 264,
    "mask_h": 264
}]
</instances>
